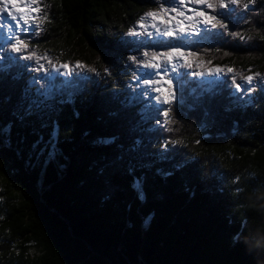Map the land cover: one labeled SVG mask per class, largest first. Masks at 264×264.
<instances>
[{"label": "trees", "instance_id": "trees-1", "mask_svg": "<svg viewBox=\"0 0 264 264\" xmlns=\"http://www.w3.org/2000/svg\"><path fill=\"white\" fill-rule=\"evenodd\" d=\"M43 3L29 51L97 71L41 85L35 59L0 44V264H264V79L240 94L234 73L198 77L264 73V0L217 9L227 30L188 44L195 75L167 125L169 105L135 95L143 53L180 40H145L138 21L162 1Z\"/></svg>", "mask_w": 264, "mask_h": 264}, {"label": "snow or ice", "instance_id": "snow-or-ice-1", "mask_svg": "<svg viewBox=\"0 0 264 264\" xmlns=\"http://www.w3.org/2000/svg\"><path fill=\"white\" fill-rule=\"evenodd\" d=\"M255 0H247L246 3L243 0H178V7L168 8L163 4L157 10H150L146 12L138 21L140 29L143 32L148 31V24L146 21H150L151 28L155 29V33L163 36L174 37L182 35L187 32H197L200 30L201 26H204V30L207 31L208 28H221L227 30L228 25L218 18L216 14L217 9H226L229 5H242L244 9H248L251 4H254ZM188 4L201 5L204 7L200 8H188ZM10 6V7H9ZM49 5L44 4L43 0H0V13L7 11L8 16H10L15 24H9L8 31L14 33V42L10 44L11 50L16 53H27L23 56V59L33 60L35 59L38 67L36 71L44 70V65L40 64V59H47L48 63L52 68H59L65 70L66 74H70L75 70H87L90 72H96L95 67H89L88 65L82 63L81 61H75L74 65L69 63H53L51 58L45 54L43 57L37 55L35 50L29 51V43L21 38L20 32L27 33L32 31L34 34L38 35L40 31H43V24L48 20V14L45 9ZM211 10V12L207 11ZM191 14H188V13ZM219 15L227 16V13H220ZM15 30V31H14ZM129 33L133 35H139L136 29H129ZM153 33L148 32V35ZM233 36H240L241 39H251V37H246L240 33L233 32ZM197 56V53H192L190 51H185L180 47H169L166 51H145L143 53L144 59L137 61L135 56L131 57L133 61L142 63L144 67L152 69H165L163 74L157 71L154 73L159 77L157 80L145 79L143 80L144 85H156L152 89L158 93L155 99L161 104L169 105L162 113L164 116V124L174 123L172 120L171 105L176 99V92L172 87L171 79L165 80L168 75L167 68L171 65V72L176 73L178 67L180 66L177 61H183V67L191 68L193 67V61L187 59V57ZM203 63H210L203 62ZM200 67V63L196 64ZM107 71V69H105ZM251 72V69L248 70ZM234 73L232 75V82L237 90H241L242 85L237 83V76H239L246 84L251 85L256 79H264V73L254 72L251 75H244L241 72H237L233 68H209L207 73L201 71L199 75L203 76L205 74L213 75L220 73ZM167 84V90H165L164 85ZM172 131L171 128L168 129ZM5 129H0V134H4ZM171 143H180V141H171ZM197 143H199L197 141ZM167 144V142H166ZM139 183V182H138Z\"/></svg>", "mask_w": 264, "mask_h": 264}, {"label": "rangeland", "instance_id": "rangeland-1", "mask_svg": "<svg viewBox=\"0 0 264 264\" xmlns=\"http://www.w3.org/2000/svg\"><path fill=\"white\" fill-rule=\"evenodd\" d=\"M160 1H162L163 5L169 4V8H172L171 5H175V4H172V3H168L166 0L165 1L164 0H160ZM200 7H202V6L201 5H193L192 4V7L191 8H200ZM188 8H190V7H188ZM209 12H211V10H209ZM188 14H191V13L189 12ZM10 23L14 25L15 24V21H12L11 18H10V16H8V14H7L6 17L5 16H2V14H0V44H1V47L3 45H7V48L10 47V44H11L10 42L11 41H9V40L11 38H14V33H10L8 31V26H9ZM146 23L148 24V26H150V21H146ZM202 27L203 26H201L200 30L197 31V32H187V33H184V34L178 35V36H180V37H192V38H195L196 39L201 34ZM150 28L148 29V32L153 33V35H155L157 37H164V38L168 37V36H163V35L156 34L155 33V29L153 31H151L152 29H150ZM22 33L23 32H20V35ZM26 34H27V36H26L25 39H29V42H32V40H34V39H31V38H33V32L32 31H29ZM174 37H177V36H174ZM21 38H22V36H21ZM146 39H147V41L149 40L148 37H145V40ZM154 39L155 38L152 39V41H153L152 44H157L156 42H154ZM12 42H14V39H13ZM162 49H165V48L163 47ZM2 52H6V50L5 49H2L0 51V54ZM11 52H12V50L9 51L8 54H11ZM21 55L24 56L25 53H21ZM51 60H52V58H51ZM24 62L27 63L26 59H24ZM177 63L180 65L178 67V69H177V72H178L180 70L181 65L183 64V61H177ZM36 65H37V63L35 61V65H34V68L35 69L37 68ZM168 68H167L168 75L165 77V80L171 79L172 86H173L176 83L175 77H176L177 72L176 73H172L171 72V65H169ZM148 70H149L148 72L143 73L142 77L140 78V81H135V83L137 84V86H136L137 90L135 91V95L138 94V92H140L141 94H147V93L149 94L150 93V97L149 98L151 100H156L155 97L158 95V93H156L155 91H152V89L154 87H156V85H144L143 84V80H145V79L157 80V79H159V77L156 76L154 73H156L157 71H159V72H161V74H163V72L165 71V69H159V70H157V69L148 68ZM43 71H46V70L44 69ZM203 72L207 73V71H203ZM225 73L226 72H224V78L226 77L225 76ZM200 76L201 75L198 74V77H200ZM36 79H41V80L44 79V80H47L48 77L47 76L46 77L36 76ZM201 79L204 82H208L209 79H210V75L205 74V75L201 76ZM139 83H141V85H143V87L141 89L139 88V85H140ZM164 87H165V90H167V84H165ZM249 88H251V85L247 84V85L243 86V88H241V90H239V93L241 94V93L247 92L249 90ZM136 186H138V184H136Z\"/></svg>", "mask_w": 264, "mask_h": 264}]
</instances>
